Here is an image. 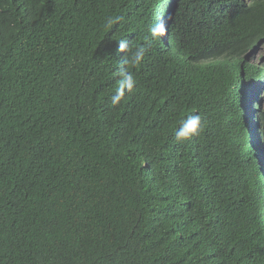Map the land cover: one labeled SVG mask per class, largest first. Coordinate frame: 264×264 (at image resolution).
Returning <instances> with one entry per match:
<instances>
[{"label": "trees", "instance_id": "16d2710c", "mask_svg": "<svg viewBox=\"0 0 264 264\" xmlns=\"http://www.w3.org/2000/svg\"><path fill=\"white\" fill-rule=\"evenodd\" d=\"M263 60L264 0H0V264H264Z\"/></svg>", "mask_w": 264, "mask_h": 264}, {"label": "clouds", "instance_id": "9594fccd", "mask_svg": "<svg viewBox=\"0 0 264 264\" xmlns=\"http://www.w3.org/2000/svg\"><path fill=\"white\" fill-rule=\"evenodd\" d=\"M117 23L115 17H109L106 21V29H110L114 24ZM149 34L153 40L163 38L167 34V29L164 23L157 22L149 27ZM118 51L127 52L129 51V43L127 40H118ZM145 49L140 47L135 52L131 53L130 58L126 62L132 64H140L143 62ZM118 75L120 79L116 86L115 95L112 97L111 103L113 106L119 105L121 100L124 98L125 91L131 92L134 88L135 81L132 75L127 74L121 70ZM204 130L203 121L198 114H191L186 116L180 121L179 128L175 130V137L177 143H185L192 140L194 137H198Z\"/></svg>", "mask_w": 264, "mask_h": 264}, {"label": "rangeland", "instance_id": "374dc122", "mask_svg": "<svg viewBox=\"0 0 264 264\" xmlns=\"http://www.w3.org/2000/svg\"><path fill=\"white\" fill-rule=\"evenodd\" d=\"M255 60V62H258V60H259V57H257L256 59H254ZM262 62H264V60L262 61ZM259 63H261V61H259ZM264 90V89H263ZM262 92H264V91H262ZM263 95V94H262ZM261 95V96H262ZM260 97V96H259ZM261 107L264 109V102L263 101H261Z\"/></svg>", "mask_w": 264, "mask_h": 264}]
</instances>
